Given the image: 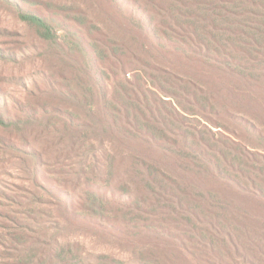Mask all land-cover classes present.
Masks as SVG:
<instances>
[{"label":"trees","instance_id":"obj_1","mask_svg":"<svg viewBox=\"0 0 264 264\" xmlns=\"http://www.w3.org/2000/svg\"><path fill=\"white\" fill-rule=\"evenodd\" d=\"M6 1L60 70L49 104L0 107V124L72 161L54 177L20 143L54 212L18 264H264V0H98L111 27Z\"/></svg>","mask_w":264,"mask_h":264},{"label":"rangeland","instance_id":"obj_2","mask_svg":"<svg viewBox=\"0 0 264 264\" xmlns=\"http://www.w3.org/2000/svg\"><path fill=\"white\" fill-rule=\"evenodd\" d=\"M26 1L27 4L36 3ZM43 3L33 8L44 13V5H63L65 10L76 12L81 8L92 21L103 27H111L109 17L112 8L98 0H37ZM29 9V7H28ZM76 9V10H75ZM37 11V12H38ZM109 29V28H108ZM39 42L26 25L18 20L12 4L0 0V107L7 116L21 104L44 106L51 99L43 86V74L57 75L60 64L52 54L40 57L43 52ZM20 57V58H18ZM33 85L40 87V91ZM39 107L37 110H40ZM4 111V110H3ZM3 123V124H2ZM0 124V264H18L25 253V242H39L38 230L31 219L39 223H52L49 213L54 212L53 202L35 188L26 169L27 151L20 143L30 142L37 149L44 148L42 171L54 177L61 171L69 172L71 162L54 148L41 145V133L37 128H18L3 120ZM46 148L48 149L46 152ZM42 194L40 196V194ZM23 225V226H22ZM36 225V224H35ZM34 227V226H33ZM36 228V226H35ZM69 241L80 242L89 253L108 251V245L89 234H68ZM38 249H42L38 247ZM116 254V253H115Z\"/></svg>","mask_w":264,"mask_h":264}]
</instances>
